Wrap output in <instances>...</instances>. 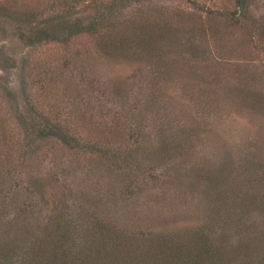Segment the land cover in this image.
<instances>
[{
  "label": "rangeland",
  "instance_id": "374dc122",
  "mask_svg": "<svg viewBox=\"0 0 264 264\" xmlns=\"http://www.w3.org/2000/svg\"><path fill=\"white\" fill-rule=\"evenodd\" d=\"M3 1L17 14L68 2ZM251 9L259 26L264 0ZM236 10L233 0H129L113 20L136 14L156 39L106 57L79 40L27 46L0 17V264H50L30 256L59 251L57 241L78 253L92 235L115 243L131 228L151 241L207 234L221 264H264V29L221 17ZM49 123L98 152L41 137ZM135 149L131 165L119 161ZM44 225L55 230L42 236Z\"/></svg>",
  "mask_w": 264,
  "mask_h": 264
},
{
  "label": "trees",
  "instance_id": "16d2710c",
  "mask_svg": "<svg viewBox=\"0 0 264 264\" xmlns=\"http://www.w3.org/2000/svg\"><path fill=\"white\" fill-rule=\"evenodd\" d=\"M128 1L68 0L66 3L59 1L55 4L45 5L38 12L27 10L24 14H17L13 12L11 4L0 0V17L7 18L13 22L15 34L27 46L39 45L43 40L46 43H56L57 45L68 44L71 40L73 42L79 40V51L84 54L94 51L105 57L114 53L118 55L123 53L124 55L134 46L142 48L146 45H151L152 39H156L155 35L151 34L152 32L144 31L143 26L146 25L147 19L137 17L136 14L130 13L129 16L122 20L124 23L120 27L117 24L119 21L113 20L117 13L122 12L126 8ZM233 1L234 6L237 8L235 17L221 14L224 20H228L227 22L229 23L232 22V25L239 28V31L245 30L246 33L248 31L250 35L253 32L258 33L264 29V21L260 22V25L257 26L254 20L255 14L252 13L251 0ZM44 14L50 15L40 18V15ZM157 37L162 38L160 34ZM138 58L141 57L139 56ZM153 67L157 71L160 69L157 63ZM38 133L41 137L45 138L56 137L74 149L88 147L86 149L87 152L92 154L98 152L94 144L90 142H86L85 144L81 138L71 134L59 124L49 123L48 126L41 127ZM136 150L131 152L132 156L130 154L125 157L120 155L119 161H129L128 165H131V160L135 156ZM101 151L107 154V150ZM35 225L36 229L40 227V223L36 222ZM41 228V232L44 233L42 236H47L55 230L48 225H44ZM65 228V232H69L70 227L67 226ZM132 229H129L127 233H120L125 235L123 237L116 234L114 237L115 243H112L111 239L108 241L105 237L101 239V235H92L91 244L86 246L84 250L80 248L78 253H67L64 251L60 253L62 245L57 241V249L59 251L56 252L55 249H49L45 246L41 248V253L31 254L30 257L33 258L30 259L35 261L40 257L50 258V264H221L220 252L217 250L215 244H213L212 238L207 234H200L199 232L190 234L173 231L151 241L152 238L149 237L150 233L134 231ZM145 234L146 237L144 236ZM38 235L40 236V234ZM96 238L100 239L99 243L102 244L97 253H94L89 250L95 246ZM41 239H44V237ZM47 239L46 243L48 245L50 240L49 238ZM136 240L143 244L141 248L139 247V250L133 251L132 243H135ZM121 244L131 251L125 258L119 257L117 254V250ZM47 252H56L58 254L52 259L47 255ZM95 254L102 255L94 256ZM122 255L124 254L122 253ZM120 258L123 263H121Z\"/></svg>",
  "mask_w": 264,
  "mask_h": 264
}]
</instances>
